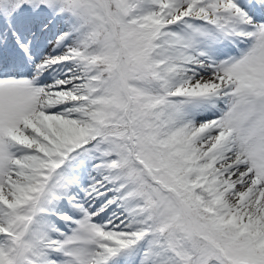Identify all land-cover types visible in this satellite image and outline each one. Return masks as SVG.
<instances>
[{
  "label": "snow or ice",
  "instance_id": "1",
  "mask_svg": "<svg viewBox=\"0 0 264 264\" xmlns=\"http://www.w3.org/2000/svg\"><path fill=\"white\" fill-rule=\"evenodd\" d=\"M0 264H264V0H0Z\"/></svg>",
  "mask_w": 264,
  "mask_h": 264
}]
</instances>
